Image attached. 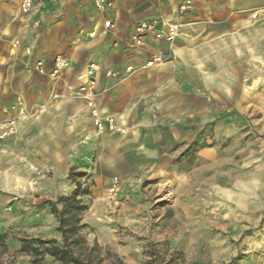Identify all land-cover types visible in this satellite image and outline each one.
<instances>
[{
    "label": "rangeland",
    "instance_id": "rangeland-1",
    "mask_svg": "<svg viewBox=\"0 0 264 264\" xmlns=\"http://www.w3.org/2000/svg\"><path fill=\"white\" fill-rule=\"evenodd\" d=\"M191 5L178 15L205 18ZM263 7L264 0H248L219 15L264 27V13L252 15ZM258 37L248 51L251 71L231 75L226 68L231 82L219 88L218 112L196 127L189 122L186 136L154 113L151 136L128 137L125 128L117 143L96 141L90 158L72 164L64 178L49 172L50 184L41 181L46 196L18 183L15 170H2L0 264H33L18 251L20 239L60 242L56 220L39 204L71 192V168L92 183L81 215L92 264H264V32ZM170 54H159L160 64ZM35 264L61 263L45 255Z\"/></svg>",
    "mask_w": 264,
    "mask_h": 264
},
{
    "label": "crops",
    "instance_id": "crops-1",
    "mask_svg": "<svg viewBox=\"0 0 264 264\" xmlns=\"http://www.w3.org/2000/svg\"><path fill=\"white\" fill-rule=\"evenodd\" d=\"M20 1L0 0V122L17 114L15 134L0 140V173L15 170L18 183L38 196H46L41 181L50 184L49 172L54 180L64 178L72 164L90 158L96 141L113 144L114 136L124 135L97 131L85 101L68 96L67 83H76L89 62L98 65V108L115 117L128 137L151 136L158 130L152 125L158 112L163 119L156 122L186 136L189 122L196 127L218 112L219 88L231 82L226 68L231 67V75H248L251 40H260L264 32L263 26L250 29L237 18L219 15V10L245 7L248 0H188L191 8L203 9L197 13L205 18L198 22L178 15L182 0H108L101 9L93 0H35L29 13L20 11ZM107 20L109 28L103 26ZM143 20H155L158 30L172 22L181 27L170 46L151 34L140 45L131 44V28ZM168 51L169 60L147 70L119 79L105 75ZM57 55L69 65L55 79L48 71ZM36 60H43L45 73L35 70Z\"/></svg>",
    "mask_w": 264,
    "mask_h": 264
},
{
    "label": "built area",
    "instance_id": "built-area-1",
    "mask_svg": "<svg viewBox=\"0 0 264 264\" xmlns=\"http://www.w3.org/2000/svg\"><path fill=\"white\" fill-rule=\"evenodd\" d=\"M46 0H41L44 3ZM170 1V0H168ZM94 5L101 9L105 5L109 4L108 0H93ZM35 5V0H21L19 3V9L22 13H29ZM188 7V1L182 0L178 5V12H183ZM258 13H264V7L258 8L253 11L254 16ZM103 26L109 28L112 26L111 21L107 20L104 22ZM181 24L179 22H172L165 25L164 29L158 30L156 28L155 20L151 21H139L131 28L129 33V40L131 44L140 45L142 43L143 37L147 34H151L157 40H163L169 45L174 42L177 35L179 34V29ZM19 42L15 41L14 46H18ZM162 61L159 54H155L150 58L146 59L139 66H133L132 64L126 65L122 70L118 69H108L105 72L107 77H115L117 79L122 77H128L132 74L138 73L142 70L152 68ZM69 62L65 56L57 55L52 60V65L48 71V75L57 79L63 75L64 70L68 67ZM34 68L39 73H45V67L43 60H36L34 62ZM98 70V65L95 62H89L86 68L76 75V83H67L66 90L68 96L71 98H80L85 101V106L88 109L92 125L97 131H107L111 133L124 134L126 129L117 123L113 116L102 115L100 109L96 104V98L101 95V91L97 88V83L95 79V72ZM14 110V106L10 107ZM16 121L17 114L13 113L6 119L0 122V139H6L16 132Z\"/></svg>",
    "mask_w": 264,
    "mask_h": 264
},
{
    "label": "trees",
    "instance_id": "trees-1",
    "mask_svg": "<svg viewBox=\"0 0 264 264\" xmlns=\"http://www.w3.org/2000/svg\"><path fill=\"white\" fill-rule=\"evenodd\" d=\"M85 176V172L75 171L68 173L74 188L69 194L58 195L54 200H43L39 205H46L56 220V231L60 242L54 239H20L19 252L33 257V264L38 263L43 256L48 255L61 264H92L91 250L85 246V238L81 231L85 228L81 215L87 209L85 197L90 196V184H84L77 177ZM4 234H0V244L3 243ZM83 252L85 255L82 257ZM97 264V263H96Z\"/></svg>",
    "mask_w": 264,
    "mask_h": 264
},
{
    "label": "bare ground",
    "instance_id": "bare-ground-1",
    "mask_svg": "<svg viewBox=\"0 0 264 264\" xmlns=\"http://www.w3.org/2000/svg\"><path fill=\"white\" fill-rule=\"evenodd\" d=\"M102 132V131H101Z\"/></svg>",
    "mask_w": 264,
    "mask_h": 264
}]
</instances>
